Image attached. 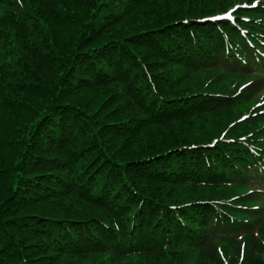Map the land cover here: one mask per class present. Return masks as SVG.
I'll return each instance as SVG.
<instances>
[{
  "label": "trees",
  "instance_id": "obj_1",
  "mask_svg": "<svg viewBox=\"0 0 264 264\" xmlns=\"http://www.w3.org/2000/svg\"><path fill=\"white\" fill-rule=\"evenodd\" d=\"M252 1L0 0V264H264Z\"/></svg>",
  "mask_w": 264,
  "mask_h": 264
},
{
  "label": "snow or ice",
  "instance_id": "obj_2",
  "mask_svg": "<svg viewBox=\"0 0 264 264\" xmlns=\"http://www.w3.org/2000/svg\"><path fill=\"white\" fill-rule=\"evenodd\" d=\"M18 2H19V0H18ZM245 6L255 7V0H253V4L252 5H236L235 7L230 8L227 12H225L223 14V17L222 18L223 19H227V20H231L232 19V16H231L230 13L234 12L236 7H245ZM212 19H216V17H212ZM249 83H251V82H249ZM241 119H244V117H241Z\"/></svg>",
  "mask_w": 264,
  "mask_h": 264
}]
</instances>
